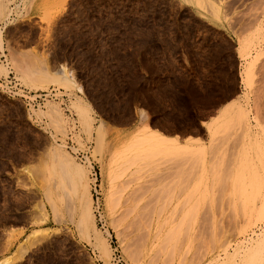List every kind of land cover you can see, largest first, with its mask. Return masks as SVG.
<instances>
[{
    "label": "rangeland",
    "instance_id": "rangeland-1",
    "mask_svg": "<svg viewBox=\"0 0 264 264\" xmlns=\"http://www.w3.org/2000/svg\"><path fill=\"white\" fill-rule=\"evenodd\" d=\"M0 32V264H245L257 247L264 264V0H0ZM11 71L26 92L68 94L94 141L96 191L62 143L60 103L28 111ZM228 103L241 118L234 107L211 135ZM146 128L180 149L135 146ZM183 131L201 138L167 134ZM56 148L86 170L83 225Z\"/></svg>",
    "mask_w": 264,
    "mask_h": 264
},
{
    "label": "bare ground",
    "instance_id": "bare-ground-1",
    "mask_svg": "<svg viewBox=\"0 0 264 264\" xmlns=\"http://www.w3.org/2000/svg\"><path fill=\"white\" fill-rule=\"evenodd\" d=\"M189 1H191V0H189ZM201 1V0H200ZM203 2V1H202ZM197 3V2H196ZM203 5V4H202ZM201 6V5H200ZM205 6V5H204ZM0 35H1V32H0ZM1 42V41H0ZM241 46V45H240ZM243 46V45H242ZM245 47V46H244ZM244 47H240L241 48V55H244L245 54V51H244ZM3 61H6V59L5 60H3ZM2 65V64H1ZM1 68V67H0ZM4 70V69H3ZM66 79H67V75H65L64 76ZM245 83H246V85H249L250 84V82H251V68H249V69H247L246 71H245ZM8 86V89H11L12 90V88L13 87H17V89L20 91L21 90V92H17V93H19V94H21V96H28V97H30V98H32V99H34V98H36V93H31V92H29V93H27L26 91H24L23 89H20L19 87H18V84L16 83L15 85H13V87L12 86H9V85H7ZM56 89H58V88H56ZM58 90H60V92H64L62 89H58ZM14 91V90H13ZM65 93V92H64ZM52 101V100H51ZM50 100L49 101H47L45 104H47L48 102H51ZM230 103H228V104H226L224 107H223V111H222V113L220 114V116H216V117H214L210 122H209V124H208V130H209V132H210V134L211 135H214L215 133H216V131L219 129V127H221V125L222 124H224V123H227V122H229V120L232 118L231 117V110L234 108V107H236L237 109H238V115H240V116H238L239 118H241V106L240 105H236V104H232V105H229ZM55 107V106H54ZM80 108H82V107H80ZM48 109H49V107H48ZM57 109V108H56ZM87 109V108H86ZM52 110V109H51ZM50 110V111H51ZM82 110V116L84 117V120H86L85 122H86V124L88 125V127L90 128V125H91V122H90V115H89V113H88V111L87 110H85V107L84 108H82L81 109ZM57 111V110H56ZM39 111H37L36 113H38ZM235 112V111H234ZM237 112V111H236ZM47 113H48V110H47ZM52 113H54L53 112V110H52ZM50 114V113H49ZM56 114V112L54 113V115ZM58 115H59V113H58ZM55 116H57V114L55 115ZM52 117V116H51ZM245 117V116H244ZM56 119V118H55ZM60 118L58 117L57 118V120H59ZM54 120V119H53ZM86 125V126H87ZM92 126V125H91ZM224 126V125H223ZM190 142H192V139H187V143H186V145H184L183 147H184V149H186L187 151L188 150H190ZM159 143H162V144H165L166 145V147H168V148H171V151H174L172 148H176L175 149V151H178L177 149H180L179 147H178V138L177 137H170V136H167V135H164V134H162L161 132H159V131H156V130H149L148 128H146V130L144 131V134H143V136H142V138L141 137H139L138 139H136V140H134L133 141V144L135 145V146H137V144L138 145H140L143 149H145L144 151L145 152H150L151 150H152V145L153 144H159ZM134 145H133V147H134ZM144 145H148V148L146 149V146H144ZM128 147V146H127ZM152 147V148H151ZM182 148V147H181ZM160 150V149H159ZM170 150V149H169ZM168 150V151H169ZM192 150V149H191ZM53 153H54V157H59V159L61 158V160H64L65 162H63L65 165H66V167H68V169H69V171L71 170L72 172V174L71 175H73V178H72V180H71V182L73 183V185L72 186H74V191H75V197H76V200H77V205H78V210H79V212L82 214H80L81 215V225H83L85 222H86V220H88V218H90V221H91V219H92V217H91V199H90V197H88V200H85L86 198H87V196H86V198H85V196H84V193H83V190L82 189H86V187H87V181H88V177H87V173H86V170H85V168H83V167H81V166H79V164H77L69 155H68V152L66 153V152H64V151H61V150H59L58 148H56V149H53ZM156 151V150H155ZM152 152V151H151ZM189 152V151H188ZM175 153V152H174ZM187 153V152H186ZM191 153V152H190ZM139 154V153H138ZM148 154H150V153H148ZM148 154H147V156H148ZM144 156H146L145 154H144ZM135 158V157H134ZM53 159V158H52ZM56 159V158H55ZM138 159H139V157H138ZM124 160H126V159H124ZM128 160V159H127ZM130 160V159H129ZM128 160V161H129ZM128 161H126V162H128ZM125 162V161H124ZM131 164V163H130ZM68 165V166H67ZM132 165V164H131ZM134 165V164H133ZM105 167V166H104ZM52 169V168H51ZM53 170V169H52ZM105 170V169H104ZM122 170V169H121ZM106 173H107V176H108V178L110 179V182H112L111 180L113 179V177L114 176H116L115 175V172H116V167H114V164H110L109 166H107L106 167ZM54 172V171H53ZM58 173V172H57ZM118 173V172H117ZM123 174V173H122ZM63 175V174H62ZM118 175H120V174H118ZM237 182V181H236ZM259 182V181H258ZM262 183V182H261ZM261 183L259 182V183H257L258 185L260 184L261 185ZM111 184V183H110ZM240 184V183H239ZM259 185V186H260ZM261 187H262V185H261ZM88 188V187H87ZM82 190V191H81ZM86 194V193H85ZM88 194V193H87ZM86 194V195H87ZM131 194V193H130ZM128 197V196H127ZM133 197H134V195H133ZM140 197H138V198H136V199H139ZM132 200V199H131ZM141 201V200H140ZM139 202V201H138ZM137 202V203H138ZM137 203H134V204H137ZM133 204V205H134ZM135 207H136V205H134ZM54 207V206H53ZM131 207V206H130ZM148 207V206H147ZM183 207V206H182ZM126 208V207H125ZM129 208V207H128ZM54 209H57L56 207L54 208ZM142 209V208H141ZM132 211H133V209H131ZM152 211H153V209H151ZM124 212V211H123ZM129 212H131L130 211V208H129V211H128V214L127 215H129ZM149 213V212H148ZM263 214V213H262ZM261 214V212H260V214L259 215H262ZM93 215V214H92ZM126 215V214H125ZM190 215V214H189ZM135 216V215H134ZM186 216V215H185ZM126 217H128V216H126ZM146 218V217H145ZM145 218H144V220H145ZM152 218V217H151ZM184 218V217H183ZM188 218V217H187ZM140 220H142V219H138L137 218V220H134V221H132V224H130L132 227L135 225V227L138 225L139 227H140V225H141V223L140 222H142V221H140ZM143 220V221H144ZM149 220V219H148ZM151 220V219H150ZM180 220V219H179ZM179 220H178V222H179ZM89 221V222H90ZM93 222V221H92ZM151 222V221H150ZM167 222V221H166ZM80 223V222H79ZM83 223V224H82ZM88 223V222H87ZM91 223V222H90ZM140 225H139V224ZM164 223V222H163ZM81 225H79V226H81ZM86 225V224H85ZM85 225H84V227H85ZM148 225V223L146 224V226ZM180 225H181V223L179 224V228H181L180 227ZM88 226V225H87ZM86 226V227H87ZM142 226H143V224H142ZM182 226V225H181ZM81 227H83V226H81ZM81 227H79L80 229H81ZM85 227V228H86ZM88 228V227H87ZM137 228V227H136ZM160 228H162V227H160ZM178 228V227H177ZM134 229V228H133ZM139 229V228H138ZM138 229H136V230H138ZM143 229H144V226H143ZM175 229V228H174ZM185 229V228H184ZM183 229V230H184ZM135 230V231H136ZM139 230H141V232L143 231L142 230V228L141 229H139ZM146 231H145V235H146V232L148 233V230H149V227H148V230L147 229H145ZM182 230V231H183ZM261 232V237H263V235H264V225H262L261 227H260V229H259ZM172 231V230H171ZM178 231H180V230H178ZM140 232V231H139ZM177 232V230L175 229L174 230V233L176 234V239L175 240H178L177 238V235H178V233H176ZM181 232V231H180ZM171 233H173V232H171ZM255 233V232H254ZM169 234H170V231H169ZM168 234V235H169ZM174 234V235H175ZM156 235V234H155ZM181 235V234H180ZM140 236V235H139ZM173 235L171 234V236L170 237H172ZM167 238H169V236L168 237H164V239L163 240H165V239H167ZM172 238H175L174 236L172 237ZM171 238V239H172ZM170 239V238H169ZM170 239V240H171ZM168 240V239H167ZM167 240H166V243H167ZM141 241H142V239H141ZM172 241V240H171ZM162 242V241H161ZM165 243V242H164ZM165 243V244H166ZM165 244H162V245H160V247H162L163 245L165 246ZM169 244V243H168ZM167 245V244H166ZM173 245V244H172ZM177 245V244H176ZM176 245H174L175 247H176ZM166 247V246H165ZM172 249H173V246H170ZM169 247V248H170ZM106 248H107V246H106ZM163 248V247H162ZM258 248V247H257ZM257 248H254V250H252V251H250V254H251V256H249V254H247V256L246 257H248L249 256V258H245L244 259V261L245 262H243V263H247L248 264V262H252V260H254L255 261V259L256 258H258V253H257V251H258V249ZM108 249V248H107ZM106 249V250H107ZM172 249H170L171 251H173ZM164 250V249H163ZM168 251H169V249H168ZM167 251V252H168ZM170 251V252H171ZM107 252L109 253V250H107ZM139 252V251H138ZM138 252H136V253H138ZM161 252V251H160ZM167 252H166V254H167ZM168 253V256L169 255H171V253ZM174 252V251H173ZM108 255H110V254H108ZM139 255H140V252H139ZM137 256H138V254H137ZM174 255H172V257H173ZM134 257V256H133ZM171 257V258H172ZM247 259V260H246ZM249 260V261H248ZM257 260V259H256ZM172 262H173V260H171ZM247 261V262H246ZM254 261L251 263V264H253L254 263ZM258 261V260H257ZM257 261H255V262H257ZM168 262H170V261H168ZM260 263V262H259ZM171 264V263H170Z\"/></svg>",
    "mask_w": 264,
    "mask_h": 264
},
{
    "label": "built area",
    "instance_id": "built-area-1",
    "mask_svg": "<svg viewBox=\"0 0 264 264\" xmlns=\"http://www.w3.org/2000/svg\"><path fill=\"white\" fill-rule=\"evenodd\" d=\"M8 53V51H6ZM1 59L5 60L6 57L5 54H2L0 50ZM9 79V85L13 87L17 83V80L15 78V74L13 71L8 76ZM4 81V79L2 80ZM14 90V91H13ZM17 87H13L12 90H7L8 93L13 97H20L22 98L24 104L26 105V108L28 111L32 107L38 108L39 106H44L47 101H57L60 103L61 108L63 109V112L65 114V117L68 121L67 123V133L66 137L64 138L63 142L66 146V148L75 155V157L89 165L90 169V176L93 179V184L95 186V191L97 190V182L99 180L100 176V167L98 163L94 160L92 153L94 150V141L85 139L83 134H80V125L78 122V116L74 112V110L70 107V100L69 96L66 93L60 92V90L50 87L47 90H40L36 93V98L32 99L28 96H20L21 94L17 93ZM28 91V90H26ZM29 93V92H27ZM61 137V135H59ZM80 138V140L77 139ZM82 142V144H81ZM98 202V197H97Z\"/></svg>",
    "mask_w": 264,
    "mask_h": 264
},
{
    "label": "crops",
    "instance_id": "crops-1",
    "mask_svg": "<svg viewBox=\"0 0 264 264\" xmlns=\"http://www.w3.org/2000/svg\"><path fill=\"white\" fill-rule=\"evenodd\" d=\"M167 134H169V135L178 134L183 140L186 139L189 136H193L195 138H197V137L201 138V135L199 133H192V132H189V131H183L182 133L172 132V133H167ZM204 140H207V139H204Z\"/></svg>",
    "mask_w": 264,
    "mask_h": 264
}]
</instances>
